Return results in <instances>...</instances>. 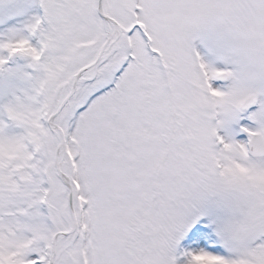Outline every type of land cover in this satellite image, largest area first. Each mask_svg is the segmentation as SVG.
I'll use <instances>...</instances> for the list:
<instances>
[{"label":"snow or ice","instance_id":"1","mask_svg":"<svg viewBox=\"0 0 264 264\" xmlns=\"http://www.w3.org/2000/svg\"><path fill=\"white\" fill-rule=\"evenodd\" d=\"M0 264H264V0H0Z\"/></svg>","mask_w":264,"mask_h":264}]
</instances>
